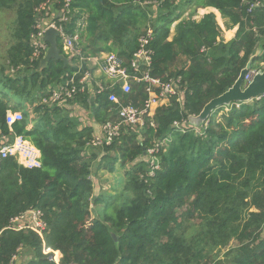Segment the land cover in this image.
I'll use <instances>...</instances> for the list:
<instances>
[{
    "label": "trees",
    "instance_id": "trees-1",
    "mask_svg": "<svg viewBox=\"0 0 264 264\" xmlns=\"http://www.w3.org/2000/svg\"><path fill=\"white\" fill-rule=\"evenodd\" d=\"M51 1L0 0V13L15 11L10 71H0V141L12 135L7 112L22 111L24 120L13 132L42 154L40 169L8 159L0 171V264H11L16 255L20 261L14 264H55L43 253V241L62 253V264H264V97L218 109L199 127L189 120L233 87L258 50L252 68L264 69V0H72L68 33L74 34L81 14L88 15L80 31L81 57L115 53L129 62L151 27L152 76L182 77L185 88L183 107L173 99L157 110L154 127L124 133L101 157L88 153L91 128H80L60 105L42 103L54 87L79 81L88 70L81 57L73 66L52 60L42 68L41 60L30 61L36 10ZM65 1L49 6L53 20ZM147 2L158 3L153 22L143 7ZM257 2L261 6L250 11ZM190 3L218 10L227 29L238 27L235 38L224 41L211 13L198 22L182 19L169 41L172 25ZM58 47L69 58L60 38ZM113 92L123 105L142 106L148 98L144 83L129 94ZM107 93L92 101L86 92L75 100L103 124L117 118ZM224 109L229 112L219 117ZM183 121L185 129L174 127ZM97 159V171L114 173L120 163V194L95 192ZM30 209L44 213L43 240L32 230L6 229Z\"/></svg>",
    "mask_w": 264,
    "mask_h": 264
},
{
    "label": "built area",
    "instance_id": "built-area-1",
    "mask_svg": "<svg viewBox=\"0 0 264 264\" xmlns=\"http://www.w3.org/2000/svg\"><path fill=\"white\" fill-rule=\"evenodd\" d=\"M56 1L47 2L36 10V24L30 37V45L33 49L30 58L32 63L42 60L46 56L49 45L44 41V37L49 28H54L58 31L59 38L62 40L63 50L69 57V60L82 56L78 43L80 40V31L87 25V15H80L81 17L76 24L74 34H70L66 31L65 25L69 23L68 15L71 12L70 4L72 0L65 1V6L61 15L58 17V22L56 20L46 22L45 17L50 18L51 14L49 6ZM260 6V2L251 4L250 11ZM43 14L45 17H42ZM153 38V30L151 27H148L146 33L140 36L139 48L129 62H126L124 58L119 57L115 53L105 54L101 60V73L105 78V82H96L92 72L87 70L79 81L72 78L65 84L54 87L49 97L44 98L42 103L49 106L56 104L62 106L75 99L78 94L87 92L92 95H99L108 92L109 102L116 106L110 110V113L116 111L115 116L117 118L109 119L101 125L100 132L94 135L88 144L90 150L111 146L124 133L130 130H143L148 124L154 127V117L159 108L168 107L173 99H176L183 107L185 88L182 77L164 80L160 77L152 76L154 50L151 42ZM85 60L81 57V62ZM86 61L91 60L88 58ZM262 66L264 64H261ZM259 70L251 68L248 71L244 78L245 87L252 82ZM141 83L146 85V93L148 94V98L142 106H134L133 104L123 105L118 95L113 92L115 88H119L124 94H129L132 91L133 85ZM235 105L240 107L241 104ZM23 120L24 114L21 111L9 110L6 114V123L12 135L9 137L4 136L0 141V171L4 162L8 159H14L20 166L28 170L42 168L41 151L32 142L23 136L15 135L13 132L14 125L21 123ZM187 126V121L176 122L174 124V127L177 129H185ZM154 153H156L155 149L149 151L151 156ZM153 165L158 167L157 161ZM6 229L13 231L32 230L43 240L48 226L44 220V213L41 210L30 209L12 218ZM43 253L53 263L62 264V253L58 250L46 248L44 241ZM19 259L18 255L14 256L11 264H14Z\"/></svg>",
    "mask_w": 264,
    "mask_h": 264
},
{
    "label": "rangeland",
    "instance_id": "rangeland-1",
    "mask_svg": "<svg viewBox=\"0 0 264 264\" xmlns=\"http://www.w3.org/2000/svg\"><path fill=\"white\" fill-rule=\"evenodd\" d=\"M182 3L185 4L186 1H184ZM155 5H156V3L143 4V7L149 13V18L152 22L154 21L155 17L157 16L156 15L154 17L152 13L155 12L157 14L159 12L158 10L154 9L153 6H155ZM198 9H200V8H198ZM198 9H196L194 4H192V3L185 5L184 11H183L184 14L181 18L183 20H190V19L194 20L195 18L198 19V17H199V14H198L199 10ZM62 19H64V18H62ZM14 21H15V11L9 10V11L0 13V71L3 68H6L8 70L7 52L9 50V48L11 47V41H12L11 31L14 28ZM225 24H226V22H225ZM219 27H220V29H222V21H220ZM227 31H229V30H227ZM227 37H228V35H227ZM258 51L260 52V50H258ZM8 71H10V70H8ZM228 112H229V109H224L219 114V117L227 114ZM33 117L34 116L31 115V118H33ZM196 126H198V125H196ZM102 151H103V148L95 149V150H91V151L89 149L88 153H91V152L92 153L94 152L95 154L98 153L99 157H101ZM110 155H113V154L111 153ZM98 167H99V159H97L96 161H94L92 163L93 180H94L95 185H96L95 192L97 194H100V193L110 194V195L120 194V192L123 190V184H120L119 181H120L121 177H123L125 174L124 170L121 169L120 163H118L116 165V170L114 173H110L108 170H105V169L103 170L101 168L99 171H97ZM92 208H93V206H92ZM195 222H197V221H194L193 224H195ZM230 246L233 248L237 247L236 241H233L230 244Z\"/></svg>",
    "mask_w": 264,
    "mask_h": 264
},
{
    "label": "water",
    "instance_id": "water-1",
    "mask_svg": "<svg viewBox=\"0 0 264 264\" xmlns=\"http://www.w3.org/2000/svg\"><path fill=\"white\" fill-rule=\"evenodd\" d=\"M59 33L54 28H49L46 31L44 41L48 43L49 48L46 56L41 60V67H45L50 61L58 60L63 61L66 64L69 63V59L62 55L60 48L58 47ZM258 51L254 57L259 56ZM254 57L251 58L246 68H244L232 88L221 96L211 100L202 110L200 115L191 116L189 118L190 122L201 126L208 122L212 114L221 108L230 107L235 104H245L250 103L255 99L264 96V69L259 70L255 75L254 79L248 86H244V78L248 71L252 68ZM264 235V229H263Z\"/></svg>",
    "mask_w": 264,
    "mask_h": 264
},
{
    "label": "crops",
    "instance_id": "crops-1",
    "mask_svg": "<svg viewBox=\"0 0 264 264\" xmlns=\"http://www.w3.org/2000/svg\"><path fill=\"white\" fill-rule=\"evenodd\" d=\"M198 10H199L198 11L199 17H198V19L195 18L194 21L198 22L201 20V18H203L204 15L212 13L216 16V20H217L218 25L220 24V21H222L221 33H222L223 39H225L224 41L229 42L235 38L238 27H234L232 29H227L225 21L223 20L220 12L218 10L213 9V8H205V9L200 8ZM53 11H54V14L57 13V9L55 7L53 8ZM60 15H61V12H58V17ZM53 19H54V17H50V18H48V21H51ZM181 20H182V18L179 21H176L172 25L169 41H171L174 38V36L176 35V33H177L176 28H177V25L181 22ZM227 30H229V31H227ZM228 32H230L232 34L230 37H227ZM105 54H107V53H102L100 56H97V57H90L91 61H87V69L92 72L96 82H105V78L103 77V75L101 73V63H102L101 60ZM184 60H185V58H183V61ZM69 62L73 66L74 61L72 62V60L71 61L69 60ZM92 96H93L92 101H95L94 95H92ZM61 107H63L64 110H66L65 115L69 116L76 123H78L80 125V128H84V127L91 128L93 130L94 135H96L100 132V128H101L102 124H99L97 122L93 110H91L89 108H85L81 103H79L75 99L71 100V102H69V103L63 104ZM28 108L31 109V107H28Z\"/></svg>",
    "mask_w": 264,
    "mask_h": 264
}]
</instances>
